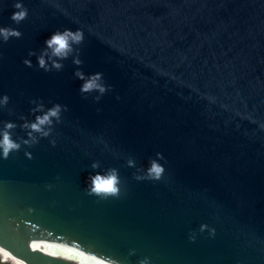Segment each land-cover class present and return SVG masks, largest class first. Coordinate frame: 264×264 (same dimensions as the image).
I'll use <instances>...</instances> for the list:
<instances>
[{"label": "water", "instance_id": "water-1", "mask_svg": "<svg viewBox=\"0 0 264 264\" xmlns=\"http://www.w3.org/2000/svg\"><path fill=\"white\" fill-rule=\"evenodd\" d=\"M0 28V264H264V0H0Z\"/></svg>", "mask_w": 264, "mask_h": 264}, {"label": "clouds", "instance_id": "clouds-1", "mask_svg": "<svg viewBox=\"0 0 264 264\" xmlns=\"http://www.w3.org/2000/svg\"><path fill=\"white\" fill-rule=\"evenodd\" d=\"M14 8L17 10L11 13L10 19H12L13 21L22 20L26 15V12L25 10H23L22 5L20 3H16L14 5ZM11 35L18 36L19 32L10 30L8 28H0V37L6 40ZM81 40L82 33L80 32V30L77 29L75 32H73L69 29H64L63 31L58 30L51 33V35L45 39L44 45L46 49H50L52 54L55 56H67V54L71 51V45L77 44ZM25 62L28 63V61ZM74 62L79 63V60H75ZM38 63L41 67H43V58H40L38 60ZM55 66L60 67L58 63ZM77 76L78 78H82V74L80 73H77ZM99 79V73L93 74L87 81L82 84L81 90L87 91L96 88L99 90V92L102 93L105 89L102 85L96 83V81H98ZM6 99L7 97L0 99V103H4ZM55 115H57V110L55 108L49 109L47 113L36 116L35 122L26 123L24 126L32 131H39L41 125L50 123L49 116ZM14 126L15 125L12 122H5L3 129H0V156L2 157H6L10 150L19 148V144L11 138L10 132L8 131ZM28 135L31 136V131L28 133ZM24 143H28V141L25 140ZM26 155L29 154L26 153ZM129 164H131V161H129ZM92 167L95 168L96 164L93 163ZM149 171L156 173L158 178V174L161 173L162 167L155 161H153ZM117 181L118 177L115 170H111L110 173L104 177L99 174L88 177L86 180V187L92 194L115 195L118 191ZM141 264H145V261H141Z\"/></svg>", "mask_w": 264, "mask_h": 264}, {"label": "bare ground", "instance_id": "bare-ground-1", "mask_svg": "<svg viewBox=\"0 0 264 264\" xmlns=\"http://www.w3.org/2000/svg\"><path fill=\"white\" fill-rule=\"evenodd\" d=\"M37 245L42 250H45L46 252H48L50 254L72 259L79 264H104V263L96 261V260L88 259V258H86V257H84V256H82V255H80L74 251L66 249L62 246H59V245L52 243L50 241H47V240H40L37 242Z\"/></svg>", "mask_w": 264, "mask_h": 264}]
</instances>
